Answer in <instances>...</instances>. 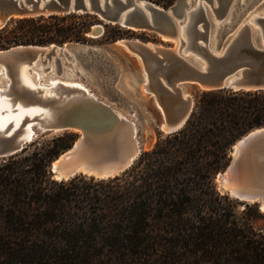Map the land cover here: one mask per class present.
I'll list each match as a JSON object with an SVG mask.
<instances>
[{
    "label": "trees",
    "instance_id": "1",
    "mask_svg": "<svg viewBox=\"0 0 264 264\" xmlns=\"http://www.w3.org/2000/svg\"><path fill=\"white\" fill-rule=\"evenodd\" d=\"M97 18H19L0 38L85 41ZM260 126L264 90H204L186 125L119 175L53 179L49 166L75 131L1 158L0 264H264V211L216 181L235 143Z\"/></svg>",
    "mask_w": 264,
    "mask_h": 264
},
{
    "label": "water",
    "instance_id": "2",
    "mask_svg": "<svg viewBox=\"0 0 264 264\" xmlns=\"http://www.w3.org/2000/svg\"><path fill=\"white\" fill-rule=\"evenodd\" d=\"M259 1L217 0L214 4V0H208L206 8L194 7L188 12L186 0H178L168 8L147 0H0V30L18 18L90 13L102 20L90 32L94 37L103 35L105 23H111L154 31L163 39L174 41L173 46L141 39H120L115 43L138 58V81L160 110L156 130L163 136L186 125L194 111L197 92L264 90V11L242 23ZM74 60L89 69L107 97L113 93L123 96L114 85L113 75L108 74V66L113 64L99 47L69 42L18 44L0 49V68L12 69L14 78L25 66L33 71L42 64L49 69L50 63H55L60 72ZM81 78L90 82L84 74ZM57 84L67 86L62 80ZM47 89L46 85L39 86L37 97L44 99ZM15 97L14 105L22 100ZM80 101L60 114L55 124L38 127L33 123L31 139L9 134L10 126L0 132V159L21 152L41 134L75 131L80 133L79 138L51 162L52 177L68 180L86 174L108 178L132 167L146 148L154 146L152 130L140 140L134 106L127 105L124 115L119 116L111 102L106 100L108 105L89 92ZM32 102L37 101L31 97L28 103ZM217 180L222 192L244 202L257 201L264 211V126L252 129L235 143L231 161L219 172Z\"/></svg>",
    "mask_w": 264,
    "mask_h": 264
},
{
    "label": "bare ground",
    "instance_id": "3",
    "mask_svg": "<svg viewBox=\"0 0 264 264\" xmlns=\"http://www.w3.org/2000/svg\"><path fill=\"white\" fill-rule=\"evenodd\" d=\"M233 1L235 2L236 0ZM186 2L188 4V12L194 7L203 6L206 8L208 4V0H186ZM216 3L217 0H214V4ZM263 11L264 9L250 13L242 23L245 21L250 22L254 15H258ZM181 33L182 30L180 28V36ZM74 61L72 66L68 68V72L66 71L67 73L63 75L64 78L61 77V79H67L66 81L62 80L67 86L57 84L59 81L57 77L60 73L64 72L65 66L58 72L55 63H50L49 69H44V65L42 64L33 71H29L26 67H22L16 78L13 77L12 69L7 70L0 68V132L6 130L10 126L9 134L16 135L23 139H31L34 135L33 123H37L38 127L44 124H55L60 114L80 104V97L84 96L87 92L101 101L108 103L106 100L99 98L98 94L88 85L75 78L77 75H79L80 78L81 74L85 75V70L83 68L80 70L77 63ZM30 72L36 82L31 78L32 75H29ZM48 73L50 74L48 75ZM38 80H41L40 84ZM44 85L48 88L44 93L46 97L44 99H39L36 95V90L39 86ZM14 95H16L17 98H22L16 105L13 103ZM31 97L37 102L28 103ZM71 99L73 100L69 103ZM108 105L110 104L108 103ZM111 107L119 116L124 115L120 109L112 105Z\"/></svg>",
    "mask_w": 264,
    "mask_h": 264
},
{
    "label": "rangeland",
    "instance_id": "4",
    "mask_svg": "<svg viewBox=\"0 0 264 264\" xmlns=\"http://www.w3.org/2000/svg\"><path fill=\"white\" fill-rule=\"evenodd\" d=\"M147 1H151L161 7L168 8L174 5L178 0H147ZM262 9H264V0L259 1V3L255 5L252 11H250V13L255 10H262ZM14 20H12L9 24H11ZM67 22L69 21H65L64 23H67ZM101 22L102 20L100 19L99 16L96 20H93L88 31L86 32L87 39L85 41H67L65 43L53 42V43L35 44V45H52V44L65 45L66 43H69V42H78V43L88 44L94 47L101 48L102 51H104L107 54V56L109 57L110 61L113 64V66H108V71H109L108 74L113 75L112 80L114 82V85L117 89H120L122 91L123 96L119 97L117 94L113 93L112 95H110V97H107L103 93L102 89L98 85H96L97 81L93 77V75L90 73L89 69H84L85 70L84 72H85V75L89 77L90 82L85 79L80 78L79 75L75 76V78L85 83L86 85H88L96 94H98L99 97L111 102L114 105V107L120 109L123 112H126L127 105L134 106L138 112V117L134 119L139 127L140 140L143 141L148 131L152 130L155 132V144H156V142L159 140L160 137L166 136V135H163V136L160 135L158 131L156 130L157 125L160 123V119H161L160 110L158 106L156 105L153 96L148 95L146 92L142 91V83L138 81V78L141 75L140 64H139L138 58L134 54L127 51L126 49L117 47L115 43L120 39H141L146 42L162 43L164 45L173 46L175 42L172 40L163 39L161 35H159L158 33L154 31L132 30L126 27H122L121 25L111 24V23H105V31L103 35L99 37L92 36L90 34V32L92 31V28ZM5 45L7 46V43L4 41V39L0 38V49L8 48V47H3ZM74 62H77V61L75 60ZM71 66L72 65H68V64L65 65L64 72L60 73L57 78H59V80H64V79H61V77L68 72V68H70ZM113 67H115L114 70H112ZM78 68L81 70L84 67L80 63L78 65ZM29 75L30 76L32 75L31 72L29 73ZM31 78L36 82L33 75ZM66 80L67 79H65L64 81ZM190 91H192L191 88H190ZM198 93L199 92H197L195 95V100H196V96ZM66 132H70V131H66ZM66 132L59 133V134H52V135L41 134L37 136L34 139V141L28 145V147H30L31 149H34L36 146H38L39 148H42L43 145L51 142L52 139L60 135H63ZM79 136H80V133L78 132L77 138H79ZM154 146H152V148ZM145 150H149V149L146 148ZM216 181L220 188V183L217 180V178H216Z\"/></svg>",
    "mask_w": 264,
    "mask_h": 264
}]
</instances>
